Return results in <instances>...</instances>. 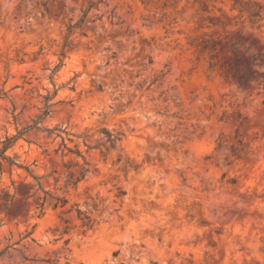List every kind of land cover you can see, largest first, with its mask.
Masks as SVG:
<instances>
[{"label":"rangeland","instance_id":"374dc122","mask_svg":"<svg viewBox=\"0 0 264 264\" xmlns=\"http://www.w3.org/2000/svg\"><path fill=\"white\" fill-rule=\"evenodd\" d=\"M34 121L0 264H264V0H0V149Z\"/></svg>","mask_w":264,"mask_h":264},{"label":"trees","instance_id":"16d2710c","mask_svg":"<svg viewBox=\"0 0 264 264\" xmlns=\"http://www.w3.org/2000/svg\"><path fill=\"white\" fill-rule=\"evenodd\" d=\"M249 15L253 18V19H257V17L259 16L258 14V11L256 10H250L249 11ZM47 111L45 110L43 113H42V116H38V120L42 119L45 115H46ZM37 123L38 121H34L33 124L31 125H28L26 127H24L22 130L20 131H17L16 135L14 136H11V137H6L2 142V147L0 149V160H5L7 162H9V164H12L13 162L5 155V151L6 149L13 143V141L18 137V136H21L23 135L24 133H27L28 131L32 130L33 128H36L37 130L39 129L37 127ZM47 133H51L52 130L50 129H44ZM115 137H113L111 134L107 133V139L106 141L109 142L112 146V144L114 143L115 141ZM59 200V199H58Z\"/></svg>","mask_w":264,"mask_h":264}]
</instances>
